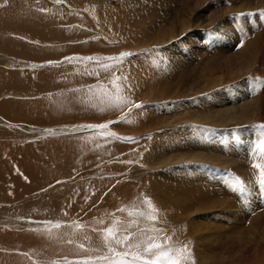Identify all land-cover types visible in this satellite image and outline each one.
<instances>
[{
	"label": "bare ground",
	"instance_id": "obj_1",
	"mask_svg": "<svg viewBox=\"0 0 264 264\" xmlns=\"http://www.w3.org/2000/svg\"><path fill=\"white\" fill-rule=\"evenodd\" d=\"M262 13L264 0H0V264L107 254L93 229L146 210L143 196L194 264H264L252 166L264 158L250 154L264 124ZM121 49L134 55L61 61ZM140 100L154 103L115 125L131 141L33 126L113 120Z\"/></svg>",
	"mask_w": 264,
	"mask_h": 264
},
{
	"label": "snow or ice",
	"instance_id": "obj_2",
	"mask_svg": "<svg viewBox=\"0 0 264 264\" xmlns=\"http://www.w3.org/2000/svg\"><path fill=\"white\" fill-rule=\"evenodd\" d=\"M56 3H63L64 0H55ZM44 11L45 9H40ZM264 14V13H262ZM238 16H244L245 13L237 14ZM247 15H251L248 13ZM215 35V33H213ZM132 53L125 52L121 54L122 57L131 56ZM66 59H73V57H67ZM84 60H97L98 57L89 56L83 57ZM109 60H117V57H108ZM49 63H54L50 61ZM107 67V66H106ZM264 84V81L257 85L259 87ZM123 104L130 103L128 100H123ZM115 106H121L117 104ZM144 105L138 103L134 105L135 109H142ZM131 111V109H130ZM124 122H128L127 117H123ZM117 123L116 121H109L105 124L98 125H86V127H93L97 129H106L109 124ZM202 127V126H194ZM259 139L255 141L250 149V154L253 160L257 157L264 158V124L257 126ZM105 135L116 136L115 133L107 132ZM117 139L134 140V137H119ZM254 168L259 169V181L264 184V164L253 163ZM231 186L234 192L245 194L247 192V186L240 177L235 176L231 181ZM138 210L133 216L129 213V219L117 220L109 227L94 228L98 236V243L106 249L107 254L99 255L96 257L87 256L81 259L69 260L65 257V264H188L192 261L194 264V257L191 249L187 244L179 245L174 242L173 236L167 235V229L162 226H158L162 223L160 220L161 210L155 205L150 197L143 196L139 205H134ZM126 211V209H121ZM103 223V219L99 221ZM51 223V222H49ZM73 225L76 228H83L84 225L77 221H73ZM59 227V224H57ZM85 240H91V237L85 235ZM67 243H73L72 240ZM79 249L86 250L88 252L100 251L101 248H88L85 249L83 243L78 245Z\"/></svg>",
	"mask_w": 264,
	"mask_h": 264
},
{
	"label": "rangeland",
	"instance_id": "obj_3",
	"mask_svg": "<svg viewBox=\"0 0 264 264\" xmlns=\"http://www.w3.org/2000/svg\"><path fill=\"white\" fill-rule=\"evenodd\" d=\"M173 11H174V7L176 6V3L174 2L173 4ZM161 11V10H160ZM159 16L161 17V13H159ZM166 26H164V28H165ZM179 49V48H178ZM177 49V50H178ZM122 50V51H121ZM120 50V52H118V55H119V57L117 56V58H119L118 60H122V59H124V60H128V59H130L133 55H134V53L133 52H131V51H129L128 49H121ZM124 50V51H123ZM181 49H179V51H180ZM125 52H129V53H132L133 55H131V56H126V57H123V58H120L121 57V53H125ZM102 53V52H101ZM100 52H97V54L94 52H92V53H85V54H82V53H79V52H76V54L75 53H71V54H69V55H67L66 57L64 56V58H62L61 59V61H63V62H65V61H69V62H72V60H73V62H74V60H75V58H83V57H89V56H95V57H102V58H108V57H110L109 56V54H105V53H102L101 54ZM120 53V54H119ZM82 56H81V55ZM99 54V55H98ZM107 55H108V57H107ZM70 56H72L73 57V59H71V60H67L66 58L67 57H70ZM79 56V57H78ZM75 57V58H74ZM128 58V59H127ZM31 61V63L30 64H32L31 66H33V67H37L38 65L40 66V65H42V64H45L47 61H39V60H37V61H34V60H30ZM50 61H55L54 63H49ZM48 60V62H47V65H50V64H58L57 62H61L60 61V59H59V61L58 60ZM78 61H81V62H85V64L87 63V62H91L90 64L91 65H94V64H97V61H98V59L97 60H84V59H80V60H78ZM187 61H189L190 63H192V59H190V57H188V59H187ZM39 62V63H38ZM37 63V64H36ZM41 63V64H40ZM89 66V65H88ZM88 66H85V67H88ZM151 66H153V65H151V64H148V67H151ZM114 81V82H113ZM112 83L113 84H118V81H116V80H112ZM116 84V85H117ZM41 93H43V92H40L39 93V95L40 96H38L39 98L41 97L42 98V96L43 97H51L52 95L51 94H49V93H45V94H41ZM48 94V95H47ZM152 102V103H151ZM138 103H142L144 106H147V104H153L154 103V101H150V102H148V103H143L141 100L138 102ZM137 103V104H138ZM134 105L135 104H133L132 106L130 105V106H126V107H124L123 109H121V113L120 114H118L117 115V117H115V119H113V120H111V119H109V120H105V121H100V120H98V122L97 121H95V120H82V121H79V123H77V124H75V123H67V122H63V123H60V124H54V127H53V125H47V126H37V125H33V126H35V127H38V128H40V127H43L42 128V130L44 131H46L44 134H50L49 136H51V135H53L54 133H55V130L54 129H56L58 126V128H64V129H70L71 127H73L74 125H78V127H81V131H79L80 133H83V134H87V133H92V132H102V133H107V132H112V133H115L116 134V136H119V137H131V135H129V134H127L126 133V131H123V130H121V129H118L117 127H115V125L116 124H122L123 123V120H122V118L123 117H127L128 118V115H129V113L131 112V111H136L137 109H135L134 108ZM131 109V111H129V110ZM139 110V109H138ZM120 115V116H119ZM92 121V122H91ZM93 121H95V122H93ZM109 121H116L117 123H111V124H109L108 126L109 127H107L106 129H97V128H90V127H86L85 128V126L86 125H98V124H105V123H108ZM120 123H119V122ZM80 122H81V124H80ZM88 122H90V123H88ZM69 124V125H68ZM85 124V125H84ZM31 125V124H30ZM56 125V126H55ZM58 125V126H57ZM80 125V126H79ZM84 125V126H83ZM51 127V128H50ZM53 127V128H52ZM110 129V130H109ZM48 130L50 131V132H48ZM52 131V132H51ZM123 131V132H122ZM134 136V135H133ZM123 140V139H122ZM124 141H126V140H124ZM106 213V212H105ZM49 221H53V223H55L56 221H54V220H49ZM97 256H99V255H97ZM73 258V259H72ZM69 259V258H68ZM75 259H81L80 257L78 258H74V257H70V259L69 260H75ZM65 261V260H64Z\"/></svg>",
	"mask_w": 264,
	"mask_h": 264
}]
</instances>
